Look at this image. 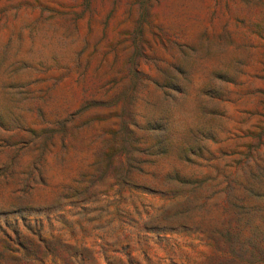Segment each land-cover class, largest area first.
Wrapping results in <instances>:
<instances>
[{"label": "rangeland", "instance_id": "rangeland-1", "mask_svg": "<svg viewBox=\"0 0 264 264\" xmlns=\"http://www.w3.org/2000/svg\"><path fill=\"white\" fill-rule=\"evenodd\" d=\"M0 264H264V0H0Z\"/></svg>", "mask_w": 264, "mask_h": 264}]
</instances>
